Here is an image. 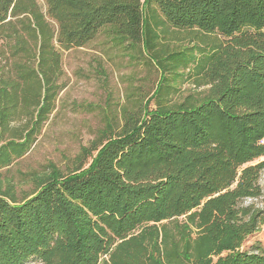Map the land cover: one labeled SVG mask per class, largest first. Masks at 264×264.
Masks as SVG:
<instances>
[{"label":"trees","instance_id":"trees-1","mask_svg":"<svg viewBox=\"0 0 264 264\" xmlns=\"http://www.w3.org/2000/svg\"><path fill=\"white\" fill-rule=\"evenodd\" d=\"M185 31L195 63L167 49ZM99 36L151 62L155 89L65 174L22 197L0 176V264H264L243 248L264 224V0H0V169L53 112L63 53ZM178 80L205 90L181 97Z\"/></svg>","mask_w":264,"mask_h":264},{"label":"rangeland","instance_id":"rangeland-1","mask_svg":"<svg viewBox=\"0 0 264 264\" xmlns=\"http://www.w3.org/2000/svg\"><path fill=\"white\" fill-rule=\"evenodd\" d=\"M164 29L173 32L167 27ZM173 36L166 39L168 52H183L195 63L202 46L200 39H195L186 31ZM207 38L205 42L214 39L212 36ZM192 65L193 63L190 70ZM61 66V90L53 112L29 150L0 169L2 181L12 184L18 197L33 191V179L53 175V172H68L81 149L88 148L97 132L103 128V118L109 113L116 114L125 102L134 100L129 94L140 101L148 99L159 79V74L155 71L158 69L151 62L146 59L131 60L120 55L102 36L85 48L64 52ZM173 86L178 89L181 97L205 90L194 89L187 81L181 80ZM153 107V102H150L149 108ZM260 186L262 197L254 203L264 210V171L260 177ZM183 220L184 218H179V221ZM254 244H259L264 249V224L258 233L245 241L243 248L248 249Z\"/></svg>","mask_w":264,"mask_h":264}]
</instances>
